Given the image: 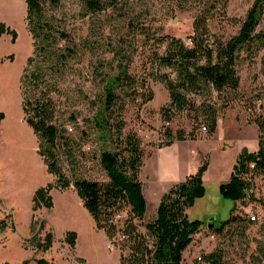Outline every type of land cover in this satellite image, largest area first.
I'll return each instance as SVG.
<instances>
[{
  "label": "rangeland",
  "instance_id": "1",
  "mask_svg": "<svg viewBox=\"0 0 264 264\" xmlns=\"http://www.w3.org/2000/svg\"><path fill=\"white\" fill-rule=\"evenodd\" d=\"M204 1L211 28L223 37L238 31L253 2L113 0V7L91 12L81 0H43V12L60 44L76 51L60 80L59 120L66 125L69 141L59 162L71 181L75 177L108 180L99 160L102 141L92 127L91 117L98 105L104 73L119 59L113 58V48L121 47L124 54H129L128 71L137 81L139 93L131 88L121 90L110 118L122 120L123 141L113 135L107 144L122 148L128 133L139 139L144 154L140 175L146 178L143 188L148 201L144 221L154 213L156 199L171 179H179L190 167L196 170L206 160L202 176L205 193L187 208L189 217L203 223L184 249L181 263L207 264L211 259L208 255L213 253L220 255V264H264L256 250L264 241V173L253 175L247 195L235 203L232 219L216 227L230 216L234 204L220 195L219 184L228 180L242 146L249 150L258 147L259 131L254 118L264 117V9L252 40L237 50L238 86L209 88L194 94V101L216 108L215 130L209 133L208 126L203 129L207 122L201 116L194 118L188 109L176 111L170 121H165L161 113L169 95L165 85L154 77L153 58L156 51L163 52L167 41L159 44L157 38L177 36L188 42L193 16ZM123 14L134 18V29L128 28V16ZM25 15V0H0V21L16 31L14 39L10 33L0 34V111L4 114L0 118V264L37 257H45L53 264H74L83 259L79 256L87 255L100 261L112 259L113 249L119 248L100 232L96 236L86 234L90 226L83 216L82 200L73 184L63 189L54 186L56 175L48 171L39 151V138L24 119L20 77L33 50ZM140 24H144L146 33H139ZM179 130L187 135L185 139L174 138L170 145L162 146L169 132L175 135ZM47 183L52 184L49 193L53 204L33 209L35 189ZM249 212H254L255 219ZM211 219L214 224L209 226ZM69 229L80 233L76 246L65 239ZM139 229L144 227L139 225ZM47 232L52 237L44 248L41 244L46 243ZM85 234L92 237L85 238ZM107 249L110 255H106Z\"/></svg>",
  "mask_w": 264,
  "mask_h": 264
},
{
  "label": "trees",
  "instance_id": "2",
  "mask_svg": "<svg viewBox=\"0 0 264 264\" xmlns=\"http://www.w3.org/2000/svg\"><path fill=\"white\" fill-rule=\"evenodd\" d=\"M81 1L91 12L103 10L109 5L113 7V0ZM25 2L26 25L33 39V50L27 57L20 77L21 104L24 119L39 138V151L45 158L47 169L56 175L54 186L63 189L73 184L96 227L102 229L110 242L119 248L120 256L116 264H182L184 249L202 227L203 221L189 217L187 208L205 193L202 176L208 162L202 161L196 170L168 187L159 200L154 217L144 221L147 200L139 177L144 161L139 139L128 133L122 148H110L107 144L113 135L123 141L120 136L122 120L112 121L110 118L121 90L131 88L134 93H139L136 90L137 81L128 71L129 54H124L120 47L113 48V58L119 56V59L111 70L104 73L98 105L91 117L92 127L102 141L99 145V160L108 180L75 177L71 181L59 162V156L66 153L69 141L66 125L59 120L62 115L59 94L66 63L76 51L70 45L60 44L59 36L52 30L43 12V0ZM179 7L183 6L179 4ZM207 8L204 1L194 14L188 42L177 36L157 38L159 44L163 40L167 44L162 53H154L153 61L156 64L154 77L165 85L169 95L168 102L161 107L163 119L170 121L176 111L188 109L194 118L201 116L207 122L205 129L208 126L207 131L212 133L216 128V108L204 101H194V94L209 88L220 90L226 86H238L239 76L235 67L237 50L252 40L264 9V0H253L238 31L230 37H223L211 28ZM123 15L125 18L128 16V28L134 29V18ZM139 29V33H146L144 24H140ZM3 32L10 33L12 39L16 37L15 29L0 21V34ZM262 65L264 69V53ZM161 67L169 70L161 71ZM3 115L0 111V118ZM254 122L259 131L257 149L249 150L242 146L228 180L219 184L220 195L231 199L234 204L230 216L216 226L218 229L232 219L235 203L247 195L253 175L264 173V117L256 116ZM186 137L182 130L175 135L169 132V138L162 146L170 145L174 138L182 140ZM51 186V183H47L35 189L33 209L41 204H53L49 193ZM117 213H121L122 217L116 218ZM139 225L144 230H140ZM45 235L46 243H40L44 248L49 246L52 237L50 232ZM76 237L74 229L65 232V239L71 246H74ZM256 250L264 258V241L259 242ZM208 257L212 264L221 263L220 255L216 257L210 253ZM3 264L53 263L45 257H37ZM74 264L88 263L79 258Z\"/></svg>",
  "mask_w": 264,
  "mask_h": 264
},
{
  "label": "crops",
  "instance_id": "3",
  "mask_svg": "<svg viewBox=\"0 0 264 264\" xmlns=\"http://www.w3.org/2000/svg\"><path fill=\"white\" fill-rule=\"evenodd\" d=\"M159 148H161V147H159ZM159 148H158V149H159ZM141 167H142V166H141ZM194 169H195L194 166H193L192 168L190 167V168L187 169V171L184 173V175H182L179 179H171V180H170L169 184H168L166 187H164V189L161 191V193H159V195H158V197H157V199H156L155 211H156L157 205H158L159 200H160L162 194L164 193V191H166L167 188L170 187V186H171L172 184H174L175 182L184 179L185 176L188 175L189 173L193 172ZM140 171H141V170H140ZM155 172H156V170H155ZM157 173H158V172H157ZM139 177H140L141 181L144 183V181H145L144 179H146V178H144L143 176H141V175H140V172H139ZM143 178H144V179H143ZM143 193H144V196H145L146 193H145V191H144V188H143ZM145 198H146V196H145ZM146 200H147V198H146ZM147 205H148V201H147ZM146 209H147V206H146ZM84 210H85V211L83 212V216L85 217V220L89 223V226H90V228H89V232H87L86 234L91 233V235H95L96 232H100V233L102 234L103 238L106 239V234H105V232H104L102 229L96 227V225H95V221H94L92 215L89 213V211H88L86 208H84ZM155 211H154V213L151 214V217H150V218H153V217H154V215H155ZM145 212H146V211H145ZM78 233H79V232H77V237H76L75 246H76V244H78V242L80 241V233H79V234H78ZM86 234H85V238H91V237H92V236H90V235L87 236ZM95 236H96V235H95ZM93 245H94V244H92V246H93ZM109 251H110V250H108V249L105 250L106 255H108V254L110 255V252H109ZM113 251H115V257H113L112 259L103 260V261L98 260L99 258H96V259H95V258H91L90 255H89V256H88V255L86 256L89 260H87L86 257H83V256H79V257L83 258V259L86 261V263H88V264H116V263H118V261H119L120 251H119L117 248L113 249Z\"/></svg>",
  "mask_w": 264,
  "mask_h": 264
},
{
  "label": "built area",
  "instance_id": "4",
  "mask_svg": "<svg viewBox=\"0 0 264 264\" xmlns=\"http://www.w3.org/2000/svg\"><path fill=\"white\" fill-rule=\"evenodd\" d=\"M203 129H205V126H203ZM249 215H250V217L252 218V219H255V214H254V212H249ZM122 217V214L121 213H117L116 214V218H121ZM199 258H201V256H198ZM208 264H212V263H208Z\"/></svg>",
  "mask_w": 264,
  "mask_h": 264
},
{
  "label": "bare ground",
  "instance_id": "5",
  "mask_svg": "<svg viewBox=\"0 0 264 264\" xmlns=\"http://www.w3.org/2000/svg\"><path fill=\"white\" fill-rule=\"evenodd\" d=\"M7 4H9L11 6L12 10L14 9V7H12V3L10 1L7 2ZM1 13H2V9H1Z\"/></svg>",
  "mask_w": 264,
  "mask_h": 264
},
{
  "label": "water",
  "instance_id": "6",
  "mask_svg": "<svg viewBox=\"0 0 264 264\" xmlns=\"http://www.w3.org/2000/svg\"><path fill=\"white\" fill-rule=\"evenodd\" d=\"M214 221L211 219L210 222L208 223L209 226L213 225Z\"/></svg>",
  "mask_w": 264,
  "mask_h": 264
}]
</instances>
